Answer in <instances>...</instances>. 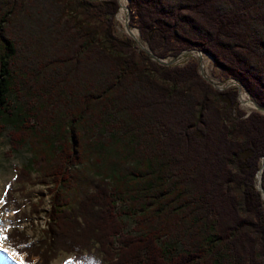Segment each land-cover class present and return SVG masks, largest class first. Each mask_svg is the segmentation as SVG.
<instances>
[{"label":"trees","instance_id":"1","mask_svg":"<svg viewBox=\"0 0 264 264\" xmlns=\"http://www.w3.org/2000/svg\"><path fill=\"white\" fill-rule=\"evenodd\" d=\"M24 3L0 0V134L4 118L20 109L7 132L9 152L31 148L15 172L19 186L9 183L2 203L15 208L9 246L26 263L36 256L35 264L62 253L79 264H264V199L256 186L264 114L241 109L236 86L213 87L197 60L160 64L134 39L116 36L118 0L77 1L104 20L101 34L29 9L41 40L31 71L21 75L4 25ZM127 6L153 55L199 50L264 107V0ZM17 76L23 108L11 99ZM106 147L114 158L96 169ZM26 184L48 195L36 241L19 224L41 213L44 198L33 202Z\"/></svg>","mask_w":264,"mask_h":264},{"label":"rangeland","instance_id":"2","mask_svg":"<svg viewBox=\"0 0 264 264\" xmlns=\"http://www.w3.org/2000/svg\"><path fill=\"white\" fill-rule=\"evenodd\" d=\"M78 0H26L24 11L20 12L18 16H14L13 14L10 15L11 20L9 23L4 25V28L7 29L8 36L11 38V43L14 46V51L18 54L16 57L14 55L13 61H15V65L13 68L15 71L23 75L27 71H31L32 69V56L34 53L33 46L40 43V38L38 37L41 35L40 28L38 27L39 24H35L30 16L29 9L31 10H38L47 13H51L53 17H63L62 20H70L71 22H82V26L85 30L96 29L98 34L103 32L105 29V22L102 18L95 16L92 12H85L83 11L78 5ZM99 1V0H94ZM127 3V0H126ZM127 5V4H126ZM121 7V5H120ZM119 7V10H120ZM118 12L114 17V27H115V34L120 38L130 37L128 31L126 30L125 23L128 24L131 31L136 30L135 27L136 23L132 22L130 19V13L126 10V13L123 15V20L118 18ZM98 36V35H97ZM139 39V38H138ZM140 41V39H139ZM203 54V53H202ZM205 55V54H203ZM205 57H209L207 65L203 66L201 60L199 58V54L196 52H183L182 54L178 55L176 62L178 64H183L186 61L191 59H195L202 65V72L206 75V77L213 81L212 83L215 85H226L230 82V78L226 79L225 76L221 73L220 69L213 65L212 59L210 56L205 55ZM173 57L168 58L167 60L170 61ZM20 81L19 77L17 76L15 82L13 83L14 91L11 92L12 101H14V105L17 107L23 108V106L27 103L26 95L23 91L19 90L18 82ZM34 98H32L33 100ZM240 108L245 111H250L251 109H246L240 103ZM20 109L15 110V116L12 117H5L4 121L7 125L6 129L2 131L0 134V219L4 224L5 229V239L0 243V264H35L37 257H32L30 263H26L24 261L25 253H17L15 252L10 246L6 239V235L8 234L10 228H12L13 224V217L14 214V207L13 205L2 206V203L5 199V191L8 187L9 183H13L12 187L17 188L19 184L14 183L15 172L17 169L20 168L22 165L26 163V161L31 157V148L26 144L24 148L18 153H10L9 152V143L7 132L12 128V124L15 123L20 118ZM100 162L95 167L98 169L100 164H111V160H113L114 156L109 152V148L106 147L103 149V152L99 154ZM108 158V159H107ZM136 172V171H135ZM123 176L127 179V182L130 180L127 171H123ZM34 177V175H33ZM26 191L32 192L33 202H36L38 199L36 198L41 197L44 198V204L42 205V211L39 215L31 214L28 219H23V221L19 224L20 228H25L27 231L28 236L31 237L32 241H36L41 235V229L46 227L45 223V211L49 209L48 203V195L46 188L41 185L32 186L26 184ZM19 199L21 195L19 194ZM23 206L25 207L24 212L27 214L29 205H26L25 201L23 202ZM16 221V218H14ZM6 222L8 223L6 225ZM127 228L133 226V223L127 219ZM8 247V248H7ZM52 264H79L75 261L71 254H59L57 258L52 262Z\"/></svg>","mask_w":264,"mask_h":264},{"label":"water","instance_id":"3","mask_svg":"<svg viewBox=\"0 0 264 264\" xmlns=\"http://www.w3.org/2000/svg\"><path fill=\"white\" fill-rule=\"evenodd\" d=\"M127 2H128V0H127ZM118 3L120 4V0H118ZM126 10L129 12V8H128L127 5H126ZM125 27H126V30L128 31V33H129V35H130V38L134 39V40L137 42V44H138L142 49H144L148 54L152 55L153 59L157 60L160 64L167 65V64H174V62H176V59H177L178 55H177L176 57H173L170 61H168L167 59H161V58H158V57H156L155 55H153V54L148 50V48H147V46H146L145 44H143L142 42H140L138 38L132 37V35H131V30H130V28H129V26H128L127 23H125ZM136 30H137L138 35H139V31H138V29H136ZM193 51H194V50H189V51H187V52H193ZM183 52H186V51H183ZM183 52H181L180 54H182ZM194 52H196L197 54H202V52H200L199 50H195ZM180 54H179V55H180ZM201 67H202V65H201L200 62H199V74H200L204 79H206L208 82H210L211 85H212L213 87H215V88H217V89H223V88H226V87H229V86H236V87H237V92H238V101L241 103L239 97H240V93H241V91H242V90L244 91V89H243V87L239 84V82H237L236 80L230 78V82H228L226 85H215V84L212 83L213 81H210V80L206 77V75L202 72V68H201ZM244 92H245V91H244ZM245 93H246V92H245ZM246 95H247V100L253 105L252 108H251V110H250V111H246V113L248 114V113H250L252 110H254V111L257 110V111H259V112H261V113L264 114V107H260V106H258V105L255 103V101H253V100L249 97V95H248L247 93H246ZM261 161H262L261 167H260V169H259L258 172H257V185H256V186H257V189L260 190L261 195H262V197H263V199H264V191H263L262 186H261V172H262V169H263V166H264V156L262 157Z\"/></svg>","mask_w":264,"mask_h":264},{"label":"bare ground","instance_id":"4","mask_svg":"<svg viewBox=\"0 0 264 264\" xmlns=\"http://www.w3.org/2000/svg\"><path fill=\"white\" fill-rule=\"evenodd\" d=\"M126 4H127L126 0H120L121 7H120V10L118 13V18L121 20H123V15L126 13ZM131 35H132V37L139 38L137 30L131 31ZM199 58H200L203 66H206L208 59H210L209 57L206 58L205 55H203V54H199ZM239 98H240V101H241L242 105L244 106V108H246V109L252 108L253 105L247 100V95L243 90L241 91ZM7 224L8 223L6 222V225ZM3 227H4V224L2 222V219H0V243H2V241L5 239V229Z\"/></svg>","mask_w":264,"mask_h":264}]
</instances>
